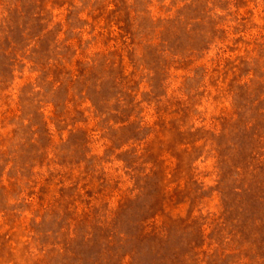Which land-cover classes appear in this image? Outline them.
<instances>
[{"label": "rangeland", "instance_id": "obj_1", "mask_svg": "<svg viewBox=\"0 0 264 264\" xmlns=\"http://www.w3.org/2000/svg\"><path fill=\"white\" fill-rule=\"evenodd\" d=\"M0 264H264V0H0Z\"/></svg>", "mask_w": 264, "mask_h": 264}]
</instances>
